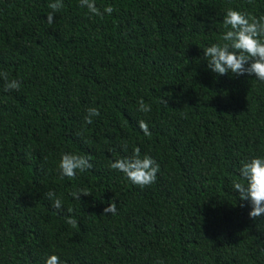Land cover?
<instances>
[{
	"label": "trees",
	"instance_id": "trees-1",
	"mask_svg": "<svg viewBox=\"0 0 264 264\" xmlns=\"http://www.w3.org/2000/svg\"><path fill=\"white\" fill-rule=\"evenodd\" d=\"M52 2L0 0V71L21 81L0 79V264H264V215L232 186L264 156V82L203 57L229 8L259 17L264 0H95L103 18L63 0L49 25ZM137 146L160 165L143 188L110 168ZM65 152L93 168L62 176Z\"/></svg>",
	"mask_w": 264,
	"mask_h": 264
},
{
	"label": "clouds",
	"instance_id": "clouds-1",
	"mask_svg": "<svg viewBox=\"0 0 264 264\" xmlns=\"http://www.w3.org/2000/svg\"><path fill=\"white\" fill-rule=\"evenodd\" d=\"M80 6L86 7L90 14L101 18L105 13L111 15L114 11V8L109 5L101 12L95 0H80ZM48 7L52 11L47 14L46 22L51 25L54 23L55 13L64 7L63 0H55L49 3ZM223 26L226 31L221 37L222 42L213 43L203 50V57L207 61L208 68L219 75L228 73L237 76L254 75L257 80L264 82V15L257 17L251 13L229 8L224 15ZM8 75L6 71H0V79L5 81L4 90L18 91L21 81L9 80ZM161 102L167 105L164 99ZM138 104L139 111L144 113L151 111V106L146 104L142 98ZM98 116H100V110L96 107H89L85 123L92 124V118ZM138 124L145 136H151L146 121L139 120ZM124 147L126 149V143ZM90 161L89 154L62 153L59 161L61 175L75 179L78 171L85 172L93 168ZM110 168L122 172L128 180L141 188L154 184L157 180V173L160 171V165L156 160L147 154L141 155V149L138 146L133 149L132 156L116 159L110 163ZM239 175L241 179L233 181V189L239 193L241 201H250L252 210L249 212V217L255 220L264 215V156H253L250 160L243 161ZM44 195L53 201L54 208L62 209V200L56 197L54 191H48ZM71 195L74 199L80 200L81 195L91 194L87 189H78ZM116 212L115 201L110 202L109 206L104 209L105 214L115 215ZM66 222L72 227L78 226L75 218L68 217ZM45 264H66V261L52 254L46 257Z\"/></svg>",
	"mask_w": 264,
	"mask_h": 264
}]
</instances>
